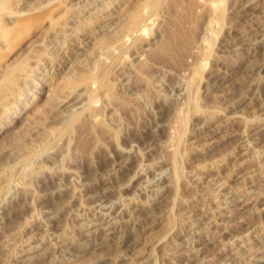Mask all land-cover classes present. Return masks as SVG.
I'll list each match as a JSON object with an SVG mask.
<instances>
[{"label":"rangeland","instance_id":"1","mask_svg":"<svg viewBox=\"0 0 264 264\" xmlns=\"http://www.w3.org/2000/svg\"><path fill=\"white\" fill-rule=\"evenodd\" d=\"M6 1L9 7L0 10V26L15 27L37 8L41 12L35 27L12 43H0V98L6 96L0 99V124L9 119L17 103L27 107L14 115L12 125L0 135V167L6 166L14 179L0 193V264H22V257L46 249L44 264H192L193 258V264H264V19L258 35L245 14L255 1ZM258 2L264 9V0ZM136 16L142 18L146 32L128 31L127 26ZM121 31L120 39L126 43L123 46L120 40L122 47L116 44ZM246 31L257 43L252 39L239 45ZM160 33L173 41L169 40V54L160 51ZM134 34H145L140 40L142 45L154 44L155 40L157 43L151 55L148 52L143 59L145 78L135 80L125 73L119 77V67L112 66L128 60L118 48L133 52ZM113 40L109 49L100 48ZM149 57L156 59L150 61ZM107 59L113 64L108 65ZM100 66L104 72L111 70L104 81L113 84L109 86L120 112L109 115V109L102 105L105 101L99 94V82H94L89 105L92 112L103 108V123L87 117L89 122L79 120L71 130L68 126H72L75 112L55 120L53 115L66 93L62 86L78 77L84 85L83 74L93 70L97 73ZM227 70L237 72L234 78L217 82L213 75ZM13 78L17 79L14 87ZM34 83L40 89L32 88ZM8 84H12L10 88ZM137 91L145 92L146 107ZM26 95L35 99H28L24 105ZM104 127L106 140L97 134ZM237 140L243 146L236 147ZM129 155L134 159L127 160L126 166L114 163ZM22 169L34 172L26 176L27 199L16 177ZM64 171L66 184L60 175ZM73 178H77L76 183ZM71 183L80 184L77 187L81 191L76 187L78 193L73 192L75 186ZM18 204L22 209L12 214ZM156 211L163 215L160 221L140 228V214ZM95 221L99 223L95 228L106 223L116 227L113 242L127 238L136 242L115 249L106 258L92 248L80 256L61 254L58 237L65 232L78 240L94 242L97 236H80ZM31 229L34 236L27 238ZM34 244L38 248L27 249Z\"/></svg>","mask_w":264,"mask_h":264},{"label":"bare ground","instance_id":"2","mask_svg":"<svg viewBox=\"0 0 264 264\" xmlns=\"http://www.w3.org/2000/svg\"><path fill=\"white\" fill-rule=\"evenodd\" d=\"M48 1V0H47ZM63 1H65V0H63ZM250 1V0H249ZM255 1V2H254ZM42 2V1H41ZM60 2H62L61 0H60ZM250 2H252V4H253V2H254V5L252 6V8H251V10H250V12H247V13H245L246 14V16H247V18L249 19V20H247V18H245L244 19V22L243 23H245V20H247V21H249L250 22V25H254V26H256L255 27V33L257 32V29H259L260 28V26H261V23L263 22L262 20L264 19V9L262 8L263 6L260 4V2H258V0H253V1H250ZM63 3V2H62ZM115 3V2H114ZM113 2H111L110 4H114ZM42 4V3H41ZM87 4V3H86ZM105 4V3H104ZM246 4H248V3H246ZM40 4H38V6H39ZM67 5V4H66ZM75 5V4H74ZM89 5H91V4H89ZM250 5H251V3H250ZM58 6H59V4H58ZM61 6V5H60ZM59 6V7H60ZM115 6V5H114ZM8 4H7V1L6 0H0V10H4V11H6V9H8ZM40 7H41V5H40ZM39 7V8H40ZM57 7V6H56ZM54 8V10H57V8ZM73 7V6H72ZM85 7V6H84ZM42 8H43V6H42ZM89 8V7H88ZM103 8V7H102ZM107 8V7H106ZM244 8V7H243ZM108 9H110V7H108ZM52 10V9H51ZM66 10V9H65ZM64 10V13H63V15L65 14H67L66 13V11ZM88 10V9H87ZM100 10V9H99ZM102 10V9H101ZM3 11V12H4ZM53 11V10H52ZM245 11V10H244ZM243 11V12H244ZM2 12V13H3ZM39 12H41V9H38L37 8V10L35 11V12H33V14L32 15H27V16H24L23 18H21V21H19V23L18 24H16V26L14 27V24H12V27L11 26H8L7 24L6 25H3V26H0V43H3V42H5V44H6V42H9V43H12V41L14 40V38L15 37H17L18 35H20V34H22L24 31H27V30H29V29H31V28H33V27H35L38 23H39V16H38V14H39ZM101 12V11H100ZM1 13V14H2ZM49 13H51V12H49L48 11V14ZM82 13H83V11H82ZM240 13H242L241 11H240ZM69 14V13H68ZM3 15V14H2ZM242 15H243V13H242ZM148 16H151V14L149 15L148 14ZM245 16V17H246ZM73 17V16H72ZM219 17V16H218ZM75 18V17H74ZM244 18V17H243ZM242 18V19H243ZM1 19V18H0ZM146 20V19H145ZM142 18L140 17V16H136L135 17V19L131 22V23H129V25L127 26L128 28L127 29H129L128 31H130V33H134V32H136V33H139L140 31H142V32H146V28H143L144 27V24L142 23ZM238 21V20H237ZM246 21V22H247ZM147 23V22H146ZM151 23V22H150ZM238 24H240V23H238ZM11 25V24H10ZM108 25V24H107ZM124 25V24H123ZM246 25V24H245ZM125 27H126V25H124ZM253 26V27H254ZM124 27V28H125ZM264 27V26H263ZM263 27H261V28H263ZM121 29V28H120ZM250 29V28H249ZM248 29V30H249ZM123 30V29H122ZM126 30V29H125ZM124 30V31H125ZM253 30V29H252ZM119 31V30H118ZM254 31L252 32V34L254 33ZM260 31V30H259ZM162 32V31H161ZM122 31H121V33H119L120 34V36H119V38L117 37L116 39L118 40L119 39V43H116L117 45L119 44V45H121V47H122V44H123V46H124V41L122 40V39H120V37L122 36ZM125 33H126V31H125ZM124 33V34H125ZM130 33H128L129 34V36H130ZM244 33V32H243ZM246 33H247V31H246ZM254 33V34H255ZM259 32H257L256 34H258ZM249 33H247V34H245L244 35V37H242V39H240V42H239V45H240V43L243 45V44H245L246 45V43L247 42H250L252 39H253V37H252V39H250L251 37H249V36H247ZM118 35V34H117ZM135 35V36H134ZM133 36H134V40L132 41V47H134L132 50H133V52H131L130 54H128V50H129V48H123V49H121V47L120 48H118V46H116L119 50H121V52H120V54H122V55H124V56H126V58H127V56H128V60H126L125 59V61L122 63L123 65H121V64H119V65H117V64H114V65H112V66H118L119 67V74H118V76L120 77L121 76V74H123L122 76H124V73H125V76H127V75H130V76H128V77H134V80L136 79V78H143L144 77V69H145V62H143L144 60L143 59H145V56L147 55V53L149 52L150 53V51H153V48H154V44L155 45H157V43H159L160 44V51L161 52H163V53H165V52H168L167 51V48H168V50H169V46H170V48H171V42L170 41H172L171 39H164L165 38V36L163 37V35H162V33H160V38L158 39L159 40V42L157 41V43H155L156 42V40H155V42H154V44H151V43H148V44H146V45H142V42H140V40H141V37H143L144 35H141V37H137L138 35L137 34H134ZM167 35H169V34H167ZM259 35V34H258ZM140 36V35H139ZM250 36H252V35H250ZM112 37V36H111ZM115 37V36H114ZM114 37H113V39H114ZM124 37V36H123ZM167 37V36H166ZM257 37V36H256ZM261 37H262V40H263V38H264V35L262 36V33H261ZM260 37V38H261ZM168 38V37H167ZM16 39V38H15ZM131 39H133L132 38V36H131ZM142 39H145L144 37L142 38ZM254 39H256V38H254ZM252 40L251 42H256L255 40ZM123 41V43L121 44V41ZM128 40V39H127ZM127 40H126V42H127ZM170 40V41H169ZM250 40V41H249ZM11 41V42H10ZM108 41H110V40H108ZM107 41V43H105V45H101L100 46V48L101 47H103L102 49L104 50L105 48H104V46H112V43L114 44L115 43V40H113L112 42H108ZM144 41V40H143ZM154 41V40H153ZM105 42H106V40H105ZM116 42H118V41H116ZM145 42V41H144ZM143 42V43H144ZM235 42V41H234ZM262 42V41H261ZM172 43H173V41H172ZM257 43V42H256ZM126 44V43H125ZM145 44V43H144ZM159 44H158V46H155L156 48L158 47V50L156 51V53L159 51ZM249 44V43H248ZM12 44H10V46H11ZM128 45H131V44H128ZM233 45V44H232ZM3 46H4V44H3ZM115 46V45H114ZM256 46V45H255ZM254 46V47H255ZM8 47V46H7ZM128 47V46H127ZM232 47V46H231ZM236 47V46H235ZM238 47H240V46H238ZM249 47V46H248ZM256 47H258V46H256ZM0 48H2V47H0ZM100 48H99V51H98V49H97V51L100 53L101 51H100ZM108 49H109V47H108ZM236 49V48H235ZM234 49V50H235ZM111 50H113V49H111ZM131 50V49H130ZM256 50H257V48H256ZM108 51V50H107ZM238 51V50H237ZM109 52H110V50H109ZM104 53V52H103ZM111 53V52H110ZM170 52H168L167 54H169ZM106 54V53H105ZM116 54V53H115ZM153 54H155V52L153 53ZM102 55V54H101ZM110 55H114L113 53H111ZM118 54H116V56H117ZM150 55H151V53H150ZM100 56V55H99ZM130 56H132V58H130L129 59V57ZM113 57H115V56H113ZM120 57L121 56H119L118 58L120 59ZM147 57V56H146ZM150 57H152V56H150ZM150 57H149V60L151 61H155V57H154V59H150ZM122 58V57H121ZM153 58V57H152ZM163 58V57H162ZM112 59H115V58H112ZM146 60H148V58H146ZM106 61V60H105ZM110 61H111V58H110ZM108 62V59H107V62H108V65H110V63H112V62ZM113 61V60H112ZM117 61H118V59H117ZM116 60L114 61L115 63L117 62ZM157 61V60H156ZM164 61H166V59L164 60ZM163 60H161L160 61V63L161 62H164ZM107 62H106V64H107ZM125 63V64H124ZM40 64H41V62H40ZM105 64V65H106ZM113 64V63H112ZM140 64V65H139ZM143 64H144V66H143ZM229 64V63H228ZM108 65H106L105 67H107ZM121 65V66H120ZM156 65V67H159L160 68V65H157V63L155 64ZM32 67V66H31ZM110 67V66H109ZM109 67H107V68H109ZM34 68V67H33ZM100 68H101V66L100 67H97L96 69H99V71H100ZM112 68V67H111ZM116 68V67H115ZM144 68V69H143ZM103 69V66H102V68H101V72L99 73V74H97L99 71L97 70V73L95 72V70H93L94 72H91V73H86L87 75L85 76V74H83L84 75V77H82L81 78V80L83 79V82H84V85L82 84V83H80V82H82V81H80V77H78V80H77V78H76V80H73L74 78L73 77H71V78H73L71 81L69 80V81H67V83H65L64 84V86H62V88L64 89V93H65V91H66V93L64 94V99L62 100V102H60L59 104V106L58 107H60V109H57V113L55 114V115H53L54 116V118H55V120L56 119H62L63 120V118L65 117V116H68L69 114H72V113H74L75 112V114H76V117L74 118V120L72 121V126L70 125V126H68L69 127V129H74V123H76V122H78L79 120H80V122L82 121V120H86V122L89 120L90 121V119H88V118H91L93 121H95V122H98L99 124H101V123H103L104 121H102V119H101V115H102V113H101V108H98V110H96V111H93L92 112V110H91V107H90V101H89V99H90V97H92L93 95H92V91L93 90H91V87H93V89H94V86L92 85V83H98V85L97 86H99L98 87V90L100 91V93L99 94H101L100 96L103 98V100L105 101V103H103L102 105H104L103 106V108L105 107V109L107 108V109H109V115L112 117V116H115L116 114H118V107H119V109H120V106H118V104H116V102H114L113 101V98H114V92H112V83H111V81H110V83L108 84V83H106L107 81H104V77H107L108 75H106L107 73L108 74H110V69H107L105 72H104V70H102ZM158 69V68H157ZM220 69V68H219ZM224 69V68H223ZM35 70V69H34ZM160 70V69H159ZM167 70V69H166ZM116 71V70H115ZM158 71V70H157ZM219 71V70H218ZM21 73V72H20ZM235 73H237L236 71H231V70H227V71H220V72H216V74L215 75H213L214 77H216V79H217V82H219V83H226L227 81H229L230 79H232V78H234V76L236 75ZM34 74V73H33ZM18 75V74H17ZM28 75V74H27ZM111 75H113L114 76V72H113V74H111ZM116 75V74H115ZM20 76V75H19ZM69 76V75H68ZM66 77V76H65ZM118 77V78H119ZM158 77V76H157ZM68 78V77H67ZM122 78V77H121ZM127 78V77H126ZM145 78V77H144ZM253 78H254V76H253ZM28 79H29V77H28ZM63 79V78H62ZM131 79V78H130ZM130 79H129V81L128 82H130ZM155 80H156V78H154ZM158 79V78H157ZM13 80V82H14V84H13V87H14V85H15V82H16V80H14V78L12 79ZM11 80V81H12ZM30 80V79H29ZM67 80V79H66ZM134 80H132V81H134ZM212 80V79H211ZM253 80V79H252ZM252 80H251V83H253L252 82ZM35 81V80H34ZM137 81H138V79H137ZM136 81V82H137ZM139 81H140V79H139ZM141 81H142V79H141ZM159 81H160V77H159ZM214 81V80H213ZM257 81V80H256ZM127 82V83H128ZM157 82H158V80H157ZM233 82V81H232ZM260 82V81H259ZM11 83V82H10ZM122 83H123V81H122ZM121 83V84H122ZM138 83V82H137ZM141 83V82H140ZM139 83V84H140ZM257 83V82H256ZM83 85L82 87L80 86V85ZM110 84H112L111 86H109ZM120 84V85H121ZM135 84V83H134ZM133 84V85H134ZM213 84V83H212ZM250 84V83H249ZM9 85V88H10V85H12V84H8ZM218 85V84H217ZM136 86V85H135ZM246 86V85H245ZM7 87V86H6ZM121 87H123V86H121ZM8 88V89H9ZM32 88H34V89H40V87H39V85L37 84V83H34V85H33V87ZM96 88V87H95ZM139 88V87H138ZM229 89V88H228ZM251 89V88H250ZM142 89H141V87H140V91H141ZM145 89H143V91H144ZM91 91V92H90ZM140 91H137V95H138V97L139 98H141V99H145V101H146V98H145V92L144 93H140ZM142 91V92H143ZM228 91V90H227ZM11 92H13V91H11ZM61 92V91H60ZM226 92V91H225ZM230 92V91H229ZM21 93H23V91L22 92H20V94ZM25 93H26V91H25ZM61 93H63V92H61ZM96 93V92H95ZM19 94V95H20ZM24 94V93H23ZM0 95H2V94H0ZM8 95V94H7ZM22 95V94H21ZM62 95V94H61ZM92 95V96H91ZM4 97H6L5 95H3ZM3 96H2V98H3ZM9 96V95H8ZM17 96V95H16ZM16 96H15V98H16ZM25 96V95H24ZM27 96V95H26ZM1 97V96H0ZM13 97V96H12ZM2 98H0V99H2ZM10 98V97H9ZM18 98V97H17ZM60 98H62V97H60ZM138 98V99H139ZM243 98V97H242ZM28 99H31V100H33V99H35V96H33V95H29V96H27V101H26V103L24 104V105H26L27 103H28ZM140 99V100H141ZM144 99L142 100V103H143V101H144ZM5 100V99H4ZM59 101H60V99H59ZM145 101H144V104H145V106H144V104H143V107H146V103H147V101H146V103H145ZM15 102V101H14ZM11 103V102H10ZM6 104V103H5ZM4 104V105H5ZM58 103H56V105H57ZM120 105V104H119ZM13 106H14V104H13ZM13 106H11V107H13ZM93 106H96V105H93ZM6 107V106H5ZM27 107L26 106H20V104H16L15 105V107H13V110H11V113L13 114V116H12V114L10 115V117H9V119L7 120V121H5V122H3V123H1L0 124V135L2 134V133H4L11 125H12V122L16 119V117L14 116V115H18L19 113H20V109L21 110H23V109H26ZM53 108H54V106H53ZM93 108V107H92ZM102 108V109H103ZM9 109H10V107H9ZM80 109V110H79ZM120 112V111H119ZM9 113V112H8ZM72 115H74V114H72ZM158 116V115H157ZM73 117V116H72ZM88 117V118H87ZM112 119V118H111ZM115 119V118H114ZM88 121V122H89ZM83 122V121H82ZM152 123V122H151ZM91 124H92V122H91ZM99 126H101V125H99ZM156 127V126H155ZM257 127H259V126H257ZM260 128V127H259ZM92 130L95 132V130L92 128ZM144 130V129H143ZM150 130V129H149ZM251 130V129H250ZM242 131V130H241ZM246 131V130H245ZM244 131V132H245ZM248 131V130H247ZM262 131V130H261ZM92 131H90V133H91ZM94 132H92L93 133V135H95V133ZM107 132H108V129H107ZM248 132H250V131H248ZM256 132V131H255ZM89 133V132H88ZM97 134H98V136H99V138H101V139H105L106 140V129H105V127L104 128H99V130H97ZM96 134V135H97ZM109 134V133H108ZM107 134V135H108ZM148 134V133H147ZM236 134V133H235ZM259 134H261L260 132H259ZM150 135V134H149ZM246 135V134H245ZM249 135H250V133H249ZM257 136L259 137V135L257 134ZM97 137V136H96ZM106 137V138H105ZM141 137H143V136H141ZM257 137V138H258ZM147 138V137H146ZM150 138V137H149ZM261 138V137H260ZM103 139V140H104ZM259 139V138H258ZM100 141V140H99ZM238 141V140H237ZM237 141H235V143L237 142ZM244 141V140H243ZM253 141V140H252ZM157 142H159V141H157ZM232 143V142H231ZM234 143V142H233ZM146 144V143H145ZM150 145V144H149ZM146 146V145H145ZM236 147H240V146H243L242 145V143L240 142V141H238L237 143H236V145H235ZM147 147V146H146ZM151 147V146H150ZM126 149V148H125ZM139 149V148H138ZM146 149V148H145ZM246 149H248V148H246ZM124 150V149H123ZM129 150V149H128ZM125 151V150H124ZM140 151V150H139ZM234 151V150H233ZM237 152V151H236ZM25 157H27V156H25ZM25 157H22L23 159L22 160H24L25 159ZM28 158V157H27ZM111 158V157H110ZM131 158H132V156L131 155H129L128 157H125V158H121V160H118V161H114V163H118L119 165H118V167H123V166H126V164H127V160L128 161H130L131 160ZM134 158H132V160H133ZM243 161H244V159H243ZM111 163V162H110ZM241 164V163H240ZM98 165H100V164H98ZM244 165V164H243ZM41 167H43V165L41 164L40 165ZM40 166H39V168H40ZM106 166V165H105ZM117 166V165H116ZM239 165H237V167H238ZM234 167V166H233ZM236 167V168H237ZM44 168V167H43ZM43 168L41 169L42 171H43ZM96 168V167H95ZM99 168V167H98ZM112 168V167H111ZM102 169V168H101ZM231 169H233V168H231ZM23 170L24 169H22V171L20 172L19 171V175L21 176H16L17 177V180H18V178H19V182L18 183H20L21 184V187L20 188H23L22 190H20V192H21V194H22V196H23V198L25 199H27V197H28V195H29V191H28V189H26V185L28 186V184H26V176H28V174H30L31 172H27L26 170L23 172ZM96 170H97V168H96ZM112 169H110L109 171H110V176H111V173H112V171H111ZM115 170V169H114ZM62 172H63V170H61ZM117 171V170H116ZM251 171V170H250ZM26 172H27V174H26ZM58 172H60V169L58 170ZM68 172H71V171H68ZM77 172V171H76ZM32 173H34V172H32ZM32 173L30 174V175H32ZM55 173V172H54ZM61 173V172H60ZM96 173V172H95ZM98 173H100L99 172V170H98ZM97 173V174H98ZM104 173V172H103ZM138 172H136V175H139V174H137ZM83 174V173H82ZM132 174V173H131ZM256 174V173H255ZM23 175V176H22ZM57 175H59V174H57ZM62 177V179H63V181L62 182H64L65 184L67 183V181H64V180H66V173H65V171H64V173H62V174H60ZM75 175H77V173L75 174V172H74V177H75ZM79 175V174H78ZM134 175V174H133ZM68 176V175H67ZM71 176H73V174H71ZM84 176V175H83ZM100 176V175H99ZM103 176H105L104 174H103ZM107 176H109V175H107ZM58 177V176H57ZM96 177V183H97V181H99V179H98V176H95ZM133 177H135V175L133 176ZM248 177V176H247ZM253 177V176H252ZM53 178V177H52ZM59 178V177H58ZM72 178V177H71ZM131 178H132V176H131ZM136 178V177H135ZM243 178H245V177H243ZM28 179V178H27ZM74 179V182H75V180L77 179H75V178H73ZM110 179V178H109ZM12 180H14L13 179V175H12V173L8 170V168L6 167V166H3V167H0V193L1 192H3V191H6V188H8L7 186L12 182ZM59 180V179H58ZM71 180V179H70ZM79 180V177H78V179H77V181ZM55 181V180H54ZM68 181H69V179H68ZM71 182H73V181H71ZM80 182V181H79ZM92 182V181H91ZM52 183V182H51ZM60 183H61V181H60ZM76 183V182H75ZM88 183V182H87ZM90 183V182H89ZM71 184H73V183H71ZM10 185H12V184H10ZM10 185H9V187H10ZM58 185H59V183H58ZM74 186H75V184H73ZM78 185H80V184H77L75 187H74V190H72V189H70V190H72L73 192L74 191H76L77 189H75ZM83 185V184H82ZM85 185H86V183H85ZM67 186V185H66ZM65 186V187H66ZM71 185H69L68 187H70ZM81 186V185H80ZM80 186H78V187H80ZM88 186V185H87ZM261 186V185H260ZM77 187V188H78ZM263 187V186H262ZM19 188V189H20ZM78 189H80L79 191H81V188H78ZM83 189V188H82ZM69 190V191H70ZM257 190V189H256ZM83 191V190H82ZM258 191V190H257ZM250 192V191H249ZM260 192V191H259ZM259 192H258V194H259ZM76 193V192H75ZM77 193H78V190H77ZM84 193V192H83ZM87 193V192H86ZM257 193V192H256ZM3 194V193H2ZM71 194H73L72 192H71ZM91 194V193H90ZM93 194V193H92ZM262 194H264V193H262ZM247 195V194H246ZM260 195V194H259ZM76 196V195H75ZM90 197H92V196H94V195H89ZM88 196V197H89ZM72 197H74L73 195H72ZM71 197V198H72ZM256 197V196H255ZM259 197V196H258ZM251 198V197H250ZM249 198V199H250ZM260 200V199H259ZM250 201H251V199H250ZM163 205V204H162ZM22 205H20V204H18V206L16 205L14 208H12L13 209V211H12V214H14L15 212H19V210L20 209H22V207H21ZM162 207V206H161ZM163 207H165V206H163ZM140 208V207H139ZM141 209V208H140ZM156 209V208H155ZM154 209V210H155ZM159 209H161V208H159ZM150 210V209H149ZM152 210V209H151ZM229 210V209H228ZM123 211V210H122ZM162 211V210H161ZM161 211H156L155 213H148V212H144L143 214H140V219L138 220L139 221V223H140V228H143L144 227V229L145 228H148V227H151V226H153V225H155V224H157L159 221H160V218H162L163 217V215H161L160 216V212ZM163 211H165V208H164V210ZM10 212V211H9ZM52 212V211H51ZM53 213V212H52ZM55 213H57V212H55ZM59 213H57L56 215H58ZM103 214V213H102ZM44 216V215H43ZM50 216V215H49ZM48 216V217H49ZM139 216V215H138ZM54 217V216H53ZM56 217V216H55ZM106 217V216H105ZM52 218V217H51ZM44 220V219H43ZM108 220V219H107ZM165 220H167V219H165ZM216 220V219H215ZM47 221V220H46ZM50 221V220H49ZM101 221V220H100ZM43 222V221H42ZM44 222H45V220H44ZM53 222V221H52ZM98 221H95L94 223V226H92V227H88L87 229H85V230H88V232L87 233H85V234H81V236L80 237H83V236H86V237H88V239H91L93 236H97V238L95 239V241L94 242H92L91 240H81L82 242L80 243V240H78L79 238L76 236V237H71L70 235H68V233L67 232H65V233H63V236L62 235H58L59 237L58 238H60V244H61V242H62V244L61 245H59L60 247H59V249H60V251H61V254H62V252H63V255H65V254H67V253H70V254H74L73 256H75V255H77V256H80V255H83V254H87V253H89V251H88V249H90V248H92L93 249V252L95 251V252H100V253H102V255H101V257L102 258H106V257H109V255L115 250V249H118V248H120V247H122L123 245L124 246H126V247H129L130 245H132V244H134L136 241V239L135 240H132V239H125V240H118L117 238V240L118 241H114L113 242V239H114V234H115V232H116V227L114 226H111V224L110 225H106V224H109V223H106L105 225H103V227L102 226H100V227H97V228H95L96 227V225H98L99 223H97ZM46 224H47V222H46ZM50 224V223H49ZM90 224V223H89ZM93 223H91V225H92ZM117 224V223H116ZM52 225V224H51ZM46 226V225H45ZM85 226V225H84ZM83 226V224H82V228L84 227ZM88 226H90V225H88ZM127 226H128V224H127ZM62 227H63V225H62ZM53 228V227H52ZM51 228V229H52ZM120 228V227H119ZM48 229V228H47ZM59 229H57V231H58ZM63 230V229H62ZM61 230V231H62ZM141 230V229H140ZM44 231H45V229H44ZM68 231V230H67ZM80 231H81V229H80ZM132 231V230H131ZM33 229H31L30 231H29V233L28 234H30L29 236L27 235V238H33ZM43 232V231H42ZM54 232H56V230L54 231ZM193 232H195V231H193ZM47 233V232H46ZM49 233H50V231H49ZM51 233H53V231L51 232ZM140 233V232H139ZM197 233V232H196ZM79 234V233H78ZM125 234V233H124ZM177 234V233H176ZM193 234H195V233H193ZM56 235H57V233H56ZM75 235H77L76 233H75ZM178 235H179V233H178ZM100 236H103L102 237V239H99V237ZM42 237V236H41ZM41 237H40V239L39 240H41ZM38 238V237H37ZM202 238V237H201ZM54 239V238H53ZM72 239V240H71ZM134 239V238H133ZM49 240V239H48ZM57 240V239H56ZM140 240V239H139ZM181 240V239H180ZM25 241H28V240H25ZM45 241V240H44ZM52 241V240H51ZM91 241V242H90ZM194 241V240H193ZM34 242V241H33ZM33 242H31L32 244H33ZM36 242H37V240H36ZM54 242H55V240H54ZM58 242V241H57ZM59 242H58V244H59ZM188 242V241H187ZM35 243V242H34ZM40 242H38V244H39ZM41 243L43 244V241H41ZM41 243H40V245H41ZM181 243V242H180ZM198 243V242H197ZM37 244V243H36ZM51 244V243H50ZM55 244V243H54ZM57 244V245H58ZM184 244V243H183ZM186 244V243H185ZM40 245H38V246H40ZM54 246V245H53ZM33 247H37L35 244L34 245H30V247L29 248H27V249H32ZM50 247V246H49ZM38 248V247H37ZM36 248V249H37ZM42 248H43V246H42ZM47 248H48V246H47ZM195 248V247H194ZM46 249V248H45ZM52 249V248H51ZM44 250V249H43ZM47 250V249H46ZM46 250H44L43 251V253L41 252V253H34V254H30V255H28V256H24V257H22L20 260L22 261L21 263L22 264H44L43 263V255H46L47 253H46ZM54 250H55V248H54ZM74 250L76 251V252H74ZM56 251V250H55ZM88 251V252H87ZM57 252V251H56ZM149 252V251H148ZM178 252V251H177ZM180 252H181V250H180ZM58 253V252H57ZM56 253V254H57ZM60 253V252H59ZM58 253V254H59ZM152 253V252H151ZM3 253L2 252H0V256L2 255ZM197 254V253H196ZM150 255V254H149ZM177 255V254H176ZM21 256V255H20ZM68 256H70V255H68ZM73 256H71V257H73ZM111 256V255H110ZM66 257H67V255H66ZM100 257V258H101ZM147 257V256H146ZM150 257V256H149ZM189 257V256H188ZM53 258H54V256H53ZM148 258V257H147ZM52 259V258H51ZM55 259V258H54ZM62 259V258H61ZM66 259V258H65ZM72 259V258H71ZM177 259H178V256H177ZM19 260V259H18ZM53 260V259H52ZM145 260H146V258H145ZM148 260V259H147ZM191 260H193V261H195V259L193 258V259H191ZM202 260V259H201ZM49 261H51V260H49ZM189 261V260H188ZM193 261H192V264H193ZM18 262V261H17ZM63 262V261H62ZM190 262V261H189ZM199 262V261H198ZM20 263V262H19ZM50 263V262H49ZM17 264V263H16ZM139 264H140V262H139ZM183 264V263H182ZM186 264V263H185ZM195 264V263H194ZM197 264V263H196ZM199 264V263H198Z\"/></svg>","mask_w":264,"mask_h":264}]
</instances>
